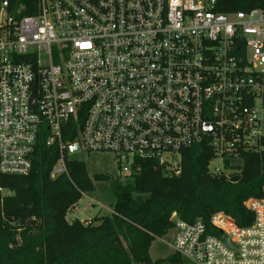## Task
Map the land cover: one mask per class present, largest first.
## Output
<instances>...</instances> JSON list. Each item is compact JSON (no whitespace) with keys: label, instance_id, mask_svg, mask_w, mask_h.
Here are the masks:
<instances>
[{"label":"built area","instance_id":"2783aa9c","mask_svg":"<svg viewBox=\"0 0 264 264\" xmlns=\"http://www.w3.org/2000/svg\"><path fill=\"white\" fill-rule=\"evenodd\" d=\"M42 126L59 153L52 179L70 156L90 154L111 156L121 182L141 160L177 176L181 152L202 144L209 176H240L246 154L264 156V10L0 0V184L30 171ZM10 194L0 187V201ZM243 204L253 220L242 228L223 213L209 228L174 218L172 253L183 264H264V187Z\"/></svg>","mask_w":264,"mask_h":264},{"label":"trees","instance_id":"16d2710c","mask_svg":"<svg viewBox=\"0 0 264 264\" xmlns=\"http://www.w3.org/2000/svg\"><path fill=\"white\" fill-rule=\"evenodd\" d=\"M215 9L264 10V0H215ZM67 127L74 130L73 124ZM47 135L42 126L26 175L1 178L0 187L11 194L0 201V264H183L174 253L149 257L151 244L174 229V218L209 228L211 216L223 213L237 227L249 226L253 215L243 203L259 198L264 187V156L246 154L240 180L221 182L207 174L211 152L204 144L181 152L177 176L141 160L139 172L123 182L103 173L91 178L81 157L72 155L66 174L52 179L59 153L56 145L46 146ZM74 135L64 134L63 140L73 141ZM93 181L110 182V215L67 219L93 193Z\"/></svg>","mask_w":264,"mask_h":264},{"label":"rangeland","instance_id":"374dc122","mask_svg":"<svg viewBox=\"0 0 264 264\" xmlns=\"http://www.w3.org/2000/svg\"><path fill=\"white\" fill-rule=\"evenodd\" d=\"M81 159L85 163L89 176L92 178L94 173H103L111 176L113 179L117 175V166L114 160L109 155L90 154L82 155ZM110 182H95L93 181L94 191L91 194L83 196L79 200L78 209L83 212L82 215L77 216L80 221L88 222L95 215L106 216L110 215L111 209L108 206L112 202V196L110 195ZM90 200L93 202L91 203ZM91 206H87L88 204ZM95 203V205H92ZM75 213L74 211H72ZM68 218H71V214ZM175 235L173 230L163 238L156 239L149 249V257L151 260L163 259L170 255L173 250L171 248L172 239Z\"/></svg>","mask_w":264,"mask_h":264},{"label":"water","instance_id":"95a60500","mask_svg":"<svg viewBox=\"0 0 264 264\" xmlns=\"http://www.w3.org/2000/svg\"><path fill=\"white\" fill-rule=\"evenodd\" d=\"M240 180V176H234L231 178H225V177H221L219 178V181L221 182H230V183H236ZM224 241L226 242V244L229 246L227 240L224 238Z\"/></svg>","mask_w":264,"mask_h":264},{"label":"crops","instance_id":"0c3cea01","mask_svg":"<svg viewBox=\"0 0 264 264\" xmlns=\"http://www.w3.org/2000/svg\"><path fill=\"white\" fill-rule=\"evenodd\" d=\"M68 217H69V216H68ZM67 219L71 220V218H67Z\"/></svg>","mask_w":264,"mask_h":264}]
</instances>
